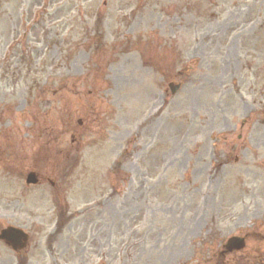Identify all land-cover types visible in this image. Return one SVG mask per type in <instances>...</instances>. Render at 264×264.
<instances>
[{
    "label": "rangeland",
    "instance_id": "374dc122",
    "mask_svg": "<svg viewBox=\"0 0 264 264\" xmlns=\"http://www.w3.org/2000/svg\"><path fill=\"white\" fill-rule=\"evenodd\" d=\"M8 224L0 264H264V0H0Z\"/></svg>",
    "mask_w": 264,
    "mask_h": 264
},
{
    "label": "water",
    "instance_id": "95a60500",
    "mask_svg": "<svg viewBox=\"0 0 264 264\" xmlns=\"http://www.w3.org/2000/svg\"><path fill=\"white\" fill-rule=\"evenodd\" d=\"M177 86L172 87V91H174ZM36 179L34 178L33 174H29L26 178V182H35ZM0 238L10 242L13 248L21 247L24 245V241L26 239V235L20 229L8 226L6 228L1 229ZM244 245L243 238L241 237H230L227 239L226 247L228 249L231 248H241Z\"/></svg>",
    "mask_w": 264,
    "mask_h": 264
},
{
    "label": "flooded vegetation",
    "instance_id": "af4514ba",
    "mask_svg": "<svg viewBox=\"0 0 264 264\" xmlns=\"http://www.w3.org/2000/svg\"><path fill=\"white\" fill-rule=\"evenodd\" d=\"M53 125H54V124L51 123V122L44 121V126H43L42 128L39 129V134L41 135L42 132H48L49 136H51ZM70 125H71V124H70V122L68 121L67 126H70ZM56 138H57V137H56ZM51 140H52V137L50 138L49 141L46 140V142L49 143ZM74 141H75L74 137L71 136V137H70V142H71V144H73Z\"/></svg>",
    "mask_w": 264,
    "mask_h": 264
}]
</instances>
